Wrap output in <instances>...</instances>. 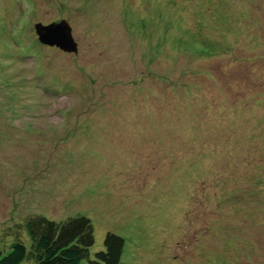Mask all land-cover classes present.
I'll return each mask as SVG.
<instances>
[{
    "label": "rangeland",
    "instance_id": "obj_1",
    "mask_svg": "<svg viewBox=\"0 0 264 264\" xmlns=\"http://www.w3.org/2000/svg\"><path fill=\"white\" fill-rule=\"evenodd\" d=\"M63 21L78 54L25 49ZM33 214L121 264H264V0H0V249Z\"/></svg>",
    "mask_w": 264,
    "mask_h": 264
},
{
    "label": "trees",
    "instance_id": "obj_2",
    "mask_svg": "<svg viewBox=\"0 0 264 264\" xmlns=\"http://www.w3.org/2000/svg\"><path fill=\"white\" fill-rule=\"evenodd\" d=\"M19 35L18 41L16 36L14 39L23 45L25 38L22 32ZM41 44L38 37L25 49L42 50ZM8 231L11 244L8 249H0V264H121L126 245L122 236L109 232L104 240V250L92 255L95 229L92 220L86 216L58 222L33 214L22 218Z\"/></svg>",
    "mask_w": 264,
    "mask_h": 264
},
{
    "label": "water",
    "instance_id": "obj_3",
    "mask_svg": "<svg viewBox=\"0 0 264 264\" xmlns=\"http://www.w3.org/2000/svg\"><path fill=\"white\" fill-rule=\"evenodd\" d=\"M36 33L42 44L59 48L65 53H78V43L73 36V29L67 21L48 26L37 25Z\"/></svg>",
    "mask_w": 264,
    "mask_h": 264
}]
</instances>
